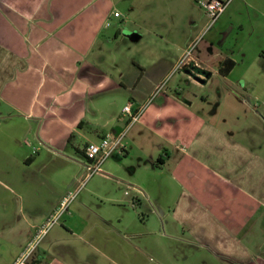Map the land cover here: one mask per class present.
<instances>
[{
	"label": "crops",
	"instance_id": "1",
	"mask_svg": "<svg viewBox=\"0 0 264 264\" xmlns=\"http://www.w3.org/2000/svg\"><path fill=\"white\" fill-rule=\"evenodd\" d=\"M263 3L206 28L196 0H0V264H264ZM124 130L122 171L88 175Z\"/></svg>",
	"mask_w": 264,
	"mask_h": 264
},
{
	"label": "built area",
	"instance_id": "2",
	"mask_svg": "<svg viewBox=\"0 0 264 264\" xmlns=\"http://www.w3.org/2000/svg\"><path fill=\"white\" fill-rule=\"evenodd\" d=\"M198 5L204 10L207 18L208 23L206 25V28H209L217 19L218 17L223 13L227 5L232 0H196ZM194 44V43H193ZM192 48V45H189L185 51V53L182 55V57L178 60L177 68H180L182 65L187 66H199L195 63V61L190 57V50ZM159 89V87L157 88ZM122 113L126 115L127 117V123L128 125L136 120L137 116L139 115V109H136L135 111L132 109L131 104L127 103L122 108ZM127 125V124H126ZM127 127V126H126ZM125 130L120 132L115 137H109V135H106L102 137L97 142H89L84 147V154L86 157L87 162V170L88 175H91L97 171H99L101 164L110 157L114 152L116 153H123V148L121 146V140L124 136ZM76 195L75 192L69 193L66 197H64L61 201L60 206L58 209H56L50 216L46 219L44 225L41 226L39 229V232L37 234V237L40 238L43 233L46 232V230L57 220L58 216L65 211L67 208L68 203L71 199L74 198ZM34 242L30 243V246H33ZM23 257L20 260V263H22Z\"/></svg>",
	"mask_w": 264,
	"mask_h": 264
},
{
	"label": "rangeland",
	"instance_id": "3",
	"mask_svg": "<svg viewBox=\"0 0 264 264\" xmlns=\"http://www.w3.org/2000/svg\"><path fill=\"white\" fill-rule=\"evenodd\" d=\"M196 3H197V1H196ZM198 4V3H197ZM199 6V5H198ZM260 6H262V7H264V3H263V5H260ZM200 7V6H199ZM201 8V7H200ZM204 11V10H203ZM205 13V12H204ZM173 79H171V81H172ZM212 80H213V78H212ZM181 82V81H180ZM164 82H162L161 83V87L159 86V88L161 89V88H163L164 87ZM181 84V83H180ZM183 84V83H182ZM202 86H204L203 88H192V86L190 87V89L191 90H195V91H197V92H208V91H210V89H211V87H213V85H212V83L211 82H208V84H201ZM224 90V89H223ZM241 93H242V91L241 90H239ZM247 108V107H246ZM262 107L261 106H258V108L256 109V108H254V107H252V110H250L251 108H248L249 110L248 111H251L252 113H256L257 114V112H258V118H256V120L255 121H252L251 122V124H253L254 126H255V128H256V130L255 129H253L252 130V132H254V130L256 131V136L258 137V142H260L261 143V141L264 139V133H262V131H260V121H259V117H262L263 119H264V117H263V111H262V109H261ZM235 121V118H233L232 117V122H234ZM240 121H242V114H241V117H240ZM263 121V120H262ZM248 122H249V120H248ZM259 129V130H258ZM75 159L76 160H78V161H73V162H71L69 165H68V167H69V169L73 172V171H78V172H85V167L81 164L82 163V161H81V159H79L78 157H75ZM113 163V169H110V170H117V172H119V171H122V169H123V167L120 165V164H118L119 163V161H116V160H114V159H112L111 157H109L107 160H106V162L105 163ZM102 168H103V165H102ZM104 170V169H103ZM135 175V174H134ZM111 182H110V180H105L104 182H102V181H99V182H97V183H94V182H92V185H102V186H105V185H109Z\"/></svg>",
	"mask_w": 264,
	"mask_h": 264
},
{
	"label": "trees",
	"instance_id": "4",
	"mask_svg": "<svg viewBox=\"0 0 264 264\" xmlns=\"http://www.w3.org/2000/svg\"><path fill=\"white\" fill-rule=\"evenodd\" d=\"M233 64H234V63H233L232 60H227V59H225V60L221 61V63L219 64V67H218V72H219V74H220V75H224V74H226V73L230 70V68H232ZM83 155H84V157H85L84 152H83ZM85 158H86V157H85Z\"/></svg>",
	"mask_w": 264,
	"mask_h": 264
},
{
	"label": "water",
	"instance_id": "5",
	"mask_svg": "<svg viewBox=\"0 0 264 264\" xmlns=\"http://www.w3.org/2000/svg\"><path fill=\"white\" fill-rule=\"evenodd\" d=\"M186 73H188L190 76H192L193 79H195V80H197V81H199V82H201V83H204L205 79H206L207 77H209V75H210V73H208V72H203L204 77H199L198 75H195V74L191 71V69H187Z\"/></svg>",
	"mask_w": 264,
	"mask_h": 264
}]
</instances>
